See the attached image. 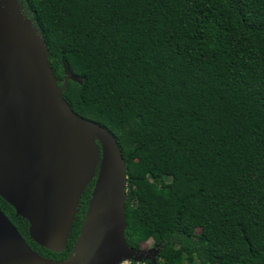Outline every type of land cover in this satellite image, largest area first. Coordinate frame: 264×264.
Returning a JSON list of instances; mask_svg holds the SVG:
<instances>
[{
    "label": "trees",
    "instance_id": "obj_1",
    "mask_svg": "<svg viewBox=\"0 0 264 264\" xmlns=\"http://www.w3.org/2000/svg\"><path fill=\"white\" fill-rule=\"evenodd\" d=\"M63 97L116 139L126 165L130 264H264V0H16ZM94 182L81 196L62 261ZM153 247V248H154Z\"/></svg>",
    "mask_w": 264,
    "mask_h": 264
},
{
    "label": "water",
    "instance_id": "obj_2",
    "mask_svg": "<svg viewBox=\"0 0 264 264\" xmlns=\"http://www.w3.org/2000/svg\"><path fill=\"white\" fill-rule=\"evenodd\" d=\"M47 46L16 0H0V197L25 219L31 241L66 249L80 199L94 182L67 258L33 251L0 210V264H121L148 260L156 247L128 246L126 165L116 139L74 113L63 94L80 81L64 66L62 87Z\"/></svg>",
    "mask_w": 264,
    "mask_h": 264
},
{
    "label": "flooded vegetation",
    "instance_id": "obj_3",
    "mask_svg": "<svg viewBox=\"0 0 264 264\" xmlns=\"http://www.w3.org/2000/svg\"><path fill=\"white\" fill-rule=\"evenodd\" d=\"M0 210H1V209H0ZM26 243H27V242H26ZM154 246H155V244L152 242V244H151L148 248H146V250H150V249H152ZM153 255H154V252L148 254V256H149L148 260H153Z\"/></svg>",
    "mask_w": 264,
    "mask_h": 264
},
{
    "label": "rangeland",
    "instance_id": "obj_4",
    "mask_svg": "<svg viewBox=\"0 0 264 264\" xmlns=\"http://www.w3.org/2000/svg\"><path fill=\"white\" fill-rule=\"evenodd\" d=\"M152 244L151 240L147 241L146 243L143 244V248L146 249ZM121 264H130L128 261L123 262Z\"/></svg>",
    "mask_w": 264,
    "mask_h": 264
}]
</instances>
